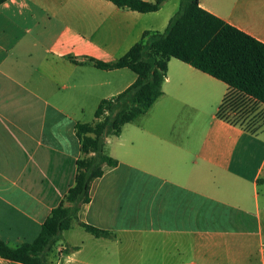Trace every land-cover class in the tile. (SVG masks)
I'll list each match as a JSON object with an SVG mask.
<instances>
[{"label":"crops","instance_id":"1","mask_svg":"<svg viewBox=\"0 0 264 264\" xmlns=\"http://www.w3.org/2000/svg\"><path fill=\"white\" fill-rule=\"evenodd\" d=\"M153 2L154 0H142ZM199 7L264 44V0H198ZM179 0L155 12L108 0H7L0 4V240L31 243L73 185L83 157L77 124L135 81L101 70L144 32L162 33ZM227 86L170 58L162 94L118 136L105 138L117 164L102 168L62 234L50 264H108L107 249L165 246L166 264H264V126L255 133L217 118ZM148 241V242H146ZM104 251V252H103ZM0 264H13L0 258Z\"/></svg>","mask_w":264,"mask_h":264},{"label":"trees","instance_id":"2","mask_svg":"<svg viewBox=\"0 0 264 264\" xmlns=\"http://www.w3.org/2000/svg\"><path fill=\"white\" fill-rule=\"evenodd\" d=\"M7 0H0V4ZM118 8L139 13L157 11L166 0H108ZM170 58L189 64L227 86L217 109L218 119L255 133L253 116L264 109V44L201 9L198 0H179L177 12L162 33L144 32L141 39L119 60L89 62L97 69L127 68L135 81L118 95L102 100L91 123L77 124L75 134L83 157L76 162L73 185L41 225L37 237L12 248L0 240V258L13 264H50L47 256L62 244V234L77 225L94 238L111 239L112 234L81 223L77 213L89 202L91 182L104 166L117 162L105 152V138L118 136L162 94L166 65ZM66 254V251H65Z\"/></svg>","mask_w":264,"mask_h":264},{"label":"rangeland","instance_id":"3","mask_svg":"<svg viewBox=\"0 0 264 264\" xmlns=\"http://www.w3.org/2000/svg\"><path fill=\"white\" fill-rule=\"evenodd\" d=\"M253 118L255 122L258 121L260 127H263L264 109L258 107ZM259 193L261 196L264 195V183L259 184ZM113 238L114 236L111 239ZM144 242L126 243L119 248L110 247L106 250L111 259L108 264H166L165 246L149 245Z\"/></svg>","mask_w":264,"mask_h":264},{"label":"built area","instance_id":"4","mask_svg":"<svg viewBox=\"0 0 264 264\" xmlns=\"http://www.w3.org/2000/svg\"><path fill=\"white\" fill-rule=\"evenodd\" d=\"M55 250L59 256H62L63 252L65 251V248L62 245H59Z\"/></svg>","mask_w":264,"mask_h":264}]
</instances>
